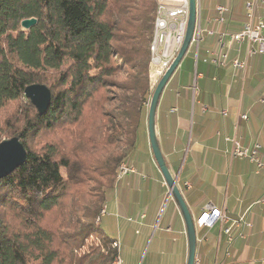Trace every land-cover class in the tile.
Returning a JSON list of instances; mask_svg holds the SVG:
<instances>
[{
    "label": "trees",
    "instance_id": "obj_1",
    "mask_svg": "<svg viewBox=\"0 0 264 264\" xmlns=\"http://www.w3.org/2000/svg\"><path fill=\"white\" fill-rule=\"evenodd\" d=\"M156 5L0 0V141L17 136L26 150L0 179V264H111L118 254L99 217L152 95ZM34 83L51 92L43 112L24 95Z\"/></svg>",
    "mask_w": 264,
    "mask_h": 264
},
{
    "label": "crops",
    "instance_id": "obj_2",
    "mask_svg": "<svg viewBox=\"0 0 264 264\" xmlns=\"http://www.w3.org/2000/svg\"><path fill=\"white\" fill-rule=\"evenodd\" d=\"M245 1L197 0L198 39L156 107L159 148L193 220L210 203L249 223L231 226L230 241L221 220L211 227L194 223L196 264H264V166L231 154L236 141L258 144L264 156V54H250L246 41L227 38L247 18ZM217 6L226 8L221 22ZM253 19L264 22V3L254 1ZM220 52L227 54L224 64L212 61ZM147 113L148 106L129 162L134 172L116 177L99 224L116 240L121 264H186L185 224L154 159Z\"/></svg>",
    "mask_w": 264,
    "mask_h": 264
},
{
    "label": "built area",
    "instance_id": "obj_3",
    "mask_svg": "<svg viewBox=\"0 0 264 264\" xmlns=\"http://www.w3.org/2000/svg\"><path fill=\"white\" fill-rule=\"evenodd\" d=\"M254 1L264 3V0ZM254 1H245L247 18L241 29L237 32L228 34L227 38L229 42L246 41L248 43V51L250 54H264V22L261 20L255 21L253 19ZM188 10V0H162L160 26L158 29H156V39L154 42V62L152 67L153 78H157V83L180 48L187 25ZM216 11V20L220 22L223 21L226 8L223 6H217ZM196 25L197 19L191 43L198 39ZM223 40L224 35H220L219 41L223 42ZM212 61L218 64H224L227 61V54L225 52H220L218 56L212 58ZM232 63L237 67L243 66L242 62L237 59L232 60ZM259 147L260 146L258 144H255L252 148L243 147L235 141L231 149V154L236 158H247L253 162H256L258 167H263L264 156L259 158ZM128 172H134V168L131 165L126 164L122 174ZM216 220H221L223 223L227 224V226L224 228V232L228 234L229 241L231 240V236L229 235L231 226H237L242 222L245 225H249V223L244 221L241 217L239 219L231 218L230 216L222 213L220 209L216 208L210 203H207L202 207L200 214L195 219L194 223L198 227H211ZM118 264L121 263L119 262ZM194 264H196V259Z\"/></svg>",
    "mask_w": 264,
    "mask_h": 264
},
{
    "label": "water",
    "instance_id": "obj_4",
    "mask_svg": "<svg viewBox=\"0 0 264 264\" xmlns=\"http://www.w3.org/2000/svg\"><path fill=\"white\" fill-rule=\"evenodd\" d=\"M189 10L187 25L184 33V37L180 48L178 49L175 57L169 64L168 68L160 78L156 87L154 88L152 95L148 103V113H147V130L150 142V147L154 156V159L158 165V168L165 180L167 187L169 188V193L173 198L179 213L182 216L183 222L185 224L187 241H188V252L186 264L195 263V252H196V229L194 225L193 217L185 203L182 193L176 183V177L169 171L164 157L159 148L156 126H155V116L156 107L160 97V94L170 78V76L175 71L180 60L187 52L189 45L192 40V36L195 30V24L197 19V0H188ZM36 23L35 18H26L21 21V27L28 29ZM24 95L30 102L36 107L39 112H43L49 105L51 99L50 89L40 83L30 84L25 87ZM26 159V150L17 136H13L0 141V179L6 176L15 168L19 167L24 163Z\"/></svg>",
    "mask_w": 264,
    "mask_h": 264
},
{
    "label": "bare ground",
    "instance_id": "obj_5",
    "mask_svg": "<svg viewBox=\"0 0 264 264\" xmlns=\"http://www.w3.org/2000/svg\"><path fill=\"white\" fill-rule=\"evenodd\" d=\"M156 3H157V5H156V10H155V16H154V27H153L152 39H151L150 44H149L151 69L153 67V62H154V42L156 39V29H158L160 26V13H161L162 0H157ZM150 79H151L150 85L152 86L151 87V89H152L157 84V78H153L152 70H151ZM124 168H122V169L124 170ZM121 177H122V175H121ZM119 262H120L119 259L115 258L111 264H118Z\"/></svg>",
    "mask_w": 264,
    "mask_h": 264
},
{
    "label": "rangeland",
    "instance_id": "obj_6",
    "mask_svg": "<svg viewBox=\"0 0 264 264\" xmlns=\"http://www.w3.org/2000/svg\"><path fill=\"white\" fill-rule=\"evenodd\" d=\"M156 2H157V0H156ZM155 15V14H154ZM153 27H154V23H153ZM152 33H153V31H152ZM151 39H152V37H151ZM151 41V40H150ZM149 44H150V42H149ZM148 50H149V45H148ZM150 62H151V59H150V52H149V68H150V76H151V66H150ZM150 82H151V79H150V81H149V90H150V92L152 93L153 92V90L152 89H154L155 87H156V85L154 86V88H152L151 89V85H150ZM124 168V167H126V164H121L120 165V169H119V171H118V174H117V176H120V175H122V171H123V169L122 168ZM92 238H94V239H91L90 241L89 240H86L85 241V248H87V249H89V248H91V246L92 245H94V246H97L98 244H99V239L98 238H96V236H94V237H92ZM115 245H116V248L118 247V245H117V242L115 243ZM82 250V249H81ZM118 250V249H117ZM115 258H118V254L116 255V257ZM114 258V259H115ZM119 259V258H118ZM113 262V261H112Z\"/></svg>",
    "mask_w": 264,
    "mask_h": 264
}]
</instances>
